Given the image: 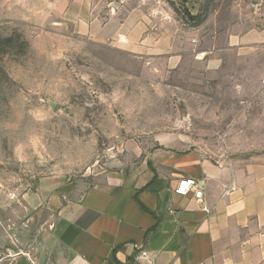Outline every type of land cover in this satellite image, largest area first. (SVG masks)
<instances>
[{
  "label": "rangeland",
  "instance_id": "obj_1",
  "mask_svg": "<svg viewBox=\"0 0 264 264\" xmlns=\"http://www.w3.org/2000/svg\"><path fill=\"white\" fill-rule=\"evenodd\" d=\"M96 2L103 20L111 5L123 18L141 4L159 52L0 18V217L22 215L41 184L79 199L164 144L261 175L264 0ZM250 32L253 42L231 39Z\"/></svg>",
  "mask_w": 264,
  "mask_h": 264
},
{
  "label": "crops",
  "instance_id": "obj_2",
  "mask_svg": "<svg viewBox=\"0 0 264 264\" xmlns=\"http://www.w3.org/2000/svg\"><path fill=\"white\" fill-rule=\"evenodd\" d=\"M95 5L96 0H0V18L141 54L159 52V34L147 32L141 4L123 18L111 5L106 20ZM255 37L235 33L231 39L247 44ZM136 145L129 141L126 147ZM164 146L107 173L79 199L65 198L57 185L29 189L20 200L22 215L16 207V215L0 217V264H262L264 172L250 175L199 149ZM186 177L199 180L201 198L175 192ZM142 248L148 256L137 259Z\"/></svg>",
  "mask_w": 264,
  "mask_h": 264
},
{
  "label": "built area",
  "instance_id": "obj_3",
  "mask_svg": "<svg viewBox=\"0 0 264 264\" xmlns=\"http://www.w3.org/2000/svg\"><path fill=\"white\" fill-rule=\"evenodd\" d=\"M175 192L180 195H189L193 194L195 198H201L204 194V191L199 184V180L192 177L182 178L177 187L175 188ZM148 251L145 248H142L139 253L136 255L137 259L141 257H147Z\"/></svg>",
  "mask_w": 264,
  "mask_h": 264
},
{
  "label": "trees",
  "instance_id": "obj_4",
  "mask_svg": "<svg viewBox=\"0 0 264 264\" xmlns=\"http://www.w3.org/2000/svg\"><path fill=\"white\" fill-rule=\"evenodd\" d=\"M186 15H187V17H189L193 21H197L199 18L198 15L191 14L189 11L186 12Z\"/></svg>",
  "mask_w": 264,
  "mask_h": 264
}]
</instances>
